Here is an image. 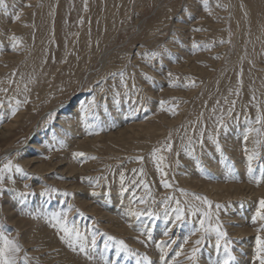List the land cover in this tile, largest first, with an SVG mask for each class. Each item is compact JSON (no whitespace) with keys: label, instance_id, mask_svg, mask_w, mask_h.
Segmentation results:
<instances>
[{"label":"rangeland","instance_id":"374dc122","mask_svg":"<svg viewBox=\"0 0 264 264\" xmlns=\"http://www.w3.org/2000/svg\"><path fill=\"white\" fill-rule=\"evenodd\" d=\"M245 4L248 20L242 17ZM5 5L7 14L0 9V89H7L0 92V165L10 159L27 175L13 172L11 181L4 179L0 222L18 238L20 255L27 253L29 264H103V253L117 264H138L134 256H117L114 241L105 251V237L99 234L106 233L160 264L155 242H177L168 250L171 259L191 227L173 225L163 215L160 202L169 194L191 200L175 191L180 188L211 201L210 209L200 206L214 214L213 221L218 215L236 257L233 264H258L252 257L256 236L264 237V231L257 232L262 222L253 223L252 216L264 199V182H249L243 149L260 153L252 162L254 174L260 175L264 137L252 133L245 142L243 136L246 118L255 121L257 106L264 115V0H207V11L204 0H5ZM153 52L159 55L147 59L145 54ZM121 71L127 89L120 83ZM92 97L97 107L82 120L81 104ZM16 101L20 104L12 115ZM221 116L227 132L221 128L219 142L237 179L228 175L208 139L217 135ZM189 138L192 155L185 152ZM169 141L172 150L160 153L168 165L165 178L173 184L165 189L151 153ZM75 152L85 156L73 158ZM141 179L151 189L146 205L135 200L146 195ZM46 186L57 192L41 197ZM122 187L127 189L123 194ZM21 192L33 195L20 204L15 197ZM68 205L70 221L81 231L91 226L97 233L93 260L71 251L43 218ZM147 208L160 214L154 223L128 215ZM27 212L41 215L33 219ZM145 228L152 229L151 242L141 235ZM197 238L189 237L179 264H191L186 255ZM217 259L213 235L196 264Z\"/></svg>","mask_w":264,"mask_h":264},{"label":"snow or ice","instance_id":"6c2138e0","mask_svg":"<svg viewBox=\"0 0 264 264\" xmlns=\"http://www.w3.org/2000/svg\"><path fill=\"white\" fill-rule=\"evenodd\" d=\"M205 2V10L207 11V0H204ZM0 9L5 10V14H7L6 11V5L5 0H0ZM185 12H187V9H185ZM19 17L16 16L14 19H18ZM200 29H195V31H199ZM13 41L16 40L15 37H11ZM13 49L16 47V43L14 42L12 44ZM197 45L193 43V48H196ZM147 59H155L159 53L153 52L150 55L145 54ZM15 75V73H13ZM113 77H115L117 74L112 73ZM144 78L152 82V77L143 74ZM171 73H169V76L171 77ZM120 76V83L122 86L127 89V85L125 84V74L123 71L119 73ZM11 83V81H9ZM170 87L175 86L174 84L170 83ZM191 86L195 87V84H192ZM134 88V86H133ZM0 92H7V89H0ZM127 91L125 92V95L127 96ZM237 94H239V90H237ZM120 94L117 92L115 93V96L118 97ZM118 102V101H117ZM2 103V101H0ZM24 103H27V100L24 101ZM165 101H161V109H164ZM233 105L235 104V101L232 102ZM20 104V101H16V108L11 109V114L15 115L16 111L18 110V106ZM97 107L96 99L95 97H92V99L88 100L87 103L81 104V119L85 120L88 116L92 115V109ZM172 114H175L174 108H168L165 109ZM232 108H229L228 115L232 114ZM54 114L50 115L49 119H52ZM218 123L216 126L217 135L212 136L209 134L208 139L211 141V143L215 146L216 151L221 154V163L225 165V167L229 170L228 175L231 176L232 179H237L235 175H233V171L231 168V165L227 163L228 157L223 154L222 146L219 142V132L221 128L225 132H227V125L224 123L223 116L217 118ZM246 122L249 125L248 128H246L244 132L243 139L245 142L248 141L249 135L252 133H255L258 137H264V115H261L260 109L257 106V115L255 118V121H252L251 119L246 118ZM259 125L260 127H252V124ZM86 131L88 130V126L85 125ZM88 134H91L89 132ZM200 140L199 143L201 146H203V131L199 134ZM55 139V137H53ZM257 145L261 143L259 139L255 141ZM60 147L63 148L64 142L59 141ZM192 145V140L189 138V145L185 148V152L188 155H192V151H190ZM172 150V144L171 142H167L164 148H154L151 153V158L156 166V171L161 176V185L165 189L173 188V184L166 179L168 173L164 170L168 167V165L165 163L166 157L163 155H160L162 151H171ZM246 160H247V174L249 182H254L257 186L264 182V164L260 165V175L254 174V169L252 166V162L259 158L260 153L256 151L255 149L249 151L247 147L243 149ZM85 154L82 152H75L73 153V158L78 157H84ZM88 159H95V157H86ZM138 161H142L143 157H136L135 158ZM177 166H179V161H177ZM197 167L199 168V162H197ZM202 170V169H201ZM136 171L135 169L133 170ZM19 173L22 176H26L27 174L24 173L23 169L18 165L14 164L12 160H7L6 163H3L0 165V193L3 192V181L5 178L8 180H12V173ZM139 174H143V169L141 168L139 171ZM124 181V174L121 173V184L123 185ZM133 183H136L133 181ZM139 185H142L145 189L146 195L141 197H135V200H138L140 204L146 205L148 203V197L151 196V189L149 185L141 179L139 181ZM28 185H25V188H27ZM127 189L122 187L121 194L123 192H126ZM175 191L180 192L181 196L183 197H191V200L185 199L183 202L180 199H177L175 196L169 194L166 196L161 202V207L163 208V215L166 218V220H170V222L173 225H179L183 226L184 224H190V230L188 235L184 237L183 243L179 244V250L175 251V254L171 257V259L168 258L169 256V249L172 248V245L177 243L176 241H172L171 243L166 241H156V247L160 251V264H179V261L177 260L178 257L184 254V245L189 243V237L190 236H196L199 234V238L192 241V248L190 252L186 255V259L191 262V264H196L198 254L201 251V248L204 246L205 241L211 238L213 235L215 236V249L218 254V259L215 261V264H233V262L236 261V257L233 255L232 248H231V241H228L226 239V232L222 231L223 225L219 221L218 215L216 216V220L213 221V213L211 211H206L203 206H207V208H211V201L207 199V197L197 195L196 193L188 192L184 189L177 188ZM57 189L55 188H49L44 187L43 190L40 192L41 197L45 196H51L52 194L56 193ZM33 195V193L28 192H21L18 193L15 199H18L20 204H24L26 202V199L28 196ZM63 196H71L73 195L70 192H64L61 193ZM91 195L95 196L96 193L93 192ZM107 195V194H106ZM193 201H198L199 204L193 203ZM152 203L155 204L156 201L152 200ZM221 205L217 204L216 208L219 209ZM72 205H68V208L62 211H53L51 213L45 212L43 213V218L48 223L49 227H52L56 230L57 235L59 236V239L62 243L67 245V247L73 251L78 252L79 254H83L87 259L93 260L94 259V253L97 251V233L92 230V227H88L86 231H81L80 228L69 219V211H71ZM79 213V210H77ZM27 215H31L33 219H36L39 215H41L39 212L33 214L31 212L23 213ZM197 214H199L197 218ZM79 215L83 216V213H79ZM128 215H131L135 217L137 220L140 219L142 216H146L151 220L153 223L155 220L160 218V214L157 212H154L151 208H147L146 210L136 211V210H129ZM193 218H196L195 220ZM257 221H261L260 227L257 229V232L264 231V199H260L258 207L256 209L255 214L252 216V222L256 223ZM132 225H129L131 227ZM147 236V241H152V229L145 228L141 230V235ZM99 235H102L105 237V244H104V250H108L112 247V244L109 242L114 241L115 243V252L117 256H120L121 254L124 255L125 258L129 256H134L137 258L138 264H153V261L146 255V254H137L133 252L127 244L123 240H116L115 237L108 236L106 233H100ZM164 235H168V231L164 232ZM91 237V240L89 241L88 237ZM223 241V243H222ZM140 243H144L145 246H147L145 241H139ZM223 248V254H220V250ZM23 251L19 240L17 237L12 236L7 227L0 222V264H29V259L27 256V253H24V255H20ZM255 254L252 257L253 261H258V264H264V237L257 234L256 236V247H255ZM101 260L103 261V264H117L115 260L109 261L108 259L104 258L103 253H101Z\"/></svg>","mask_w":264,"mask_h":264},{"label":"bare ground","instance_id":"6f19581e","mask_svg":"<svg viewBox=\"0 0 264 264\" xmlns=\"http://www.w3.org/2000/svg\"><path fill=\"white\" fill-rule=\"evenodd\" d=\"M85 2H86V1H85ZM22 9H23V8H22ZM52 11H53V10H52ZM241 11H243V16H242V17L244 18V17L246 16V18H244V19L248 20V15H249L248 11H249V10H248L246 4L241 6ZM53 12H54V11H53ZM53 12H52V13H53ZM234 13H235V12H234ZM238 13H239V12H238ZM236 15H238V14L236 13ZM236 15H235V16H236ZM233 16H234V15H233ZM238 17H239V16H238ZM242 17H241V18H242ZM234 18H235V17H234ZM239 18H240V17H239ZM249 18H250V17H249ZM262 19H263V18H262ZM235 21H236V20H235ZM261 34H262V33H261ZM258 35H260V34H258ZM258 35H257V36H258ZM263 35H264V34H263ZM257 36H255V37H257ZM263 37H264V36H263ZM263 40H264V39H263ZM258 41H260V40H258ZM261 44H262V43H261ZM68 47H69V46H68ZM260 47H261V46H260ZM262 48H263V47H262ZM242 57H243V56H242ZM16 86H17V85H16ZM79 105H80V104H79ZM120 112H121V111H120ZM68 117H69V116H68ZM68 120H69V119H68ZM11 122H12V121H11ZM67 123H68V122H67ZM8 132H9V130H8ZM210 186H211V185H210ZM217 188H218V187H217ZM217 188H215V189H217ZM219 188H220V186H219ZM229 188H231V185H230ZM226 191H227V190H226ZM216 194H217V193H216ZM224 194H225V192H224ZM224 194H223V195H224ZM225 195H226V194H225ZM233 195H234V194H233ZM216 196H217V195H216ZM227 196H228V195H227ZM223 197H224V196H223ZM121 211H122V210H121ZM122 212H123V211H122Z\"/></svg>","mask_w":264,"mask_h":264}]
</instances>
